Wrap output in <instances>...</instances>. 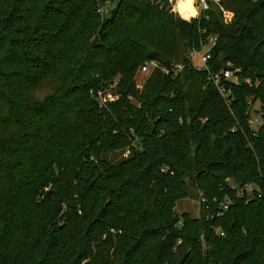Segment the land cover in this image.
<instances>
[{"label": "trees", "instance_id": "obj_1", "mask_svg": "<svg viewBox=\"0 0 264 264\" xmlns=\"http://www.w3.org/2000/svg\"><path fill=\"white\" fill-rule=\"evenodd\" d=\"M175 2L0 0V264H264V0Z\"/></svg>", "mask_w": 264, "mask_h": 264}, {"label": "built area", "instance_id": "obj_2", "mask_svg": "<svg viewBox=\"0 0 264 264\" xmlns=\"http://www.w3.org/2000/svg\"><path fill=\"white\" fill-rule=\"evenodd\" d=\"M209 1L210 0H199V4H200V7H201V11H205L208 7H209ZM216 2H219V0H214ZM216 42V37L214 36H211L210 37V44H208L207 46V49L204 50V51H197L196 49H194L192 52H191V56H195V55H199L200 56V61H201V64H200V67H207V62H208V59L210 58V54H209V47L214 44ZM204 52V53H202ZM228 65L230 67L228 68H225L223 71L221 72H218L216 74H213L212 75V78L214 80V82H216L218 88H219V91L222 95H228L230 92H231V89H228L226 84L221 82L222 79H229V78H232L234 73H233V70L231 67H233V64L231 62L228 63ZM156 67H159V64L154 61V60H151V61H146L141 67H140V70L141 72H149L151 69L153 68H156ZM183 69V66L182 64L180 63H176L175 66L173 67V72L175 74L178 73V71L182 70ZM162 70L164 71V73L166 74H170L171 73V70L170 69H166V68H162ZM117 84V80H115L113 83H111L109 85L108 88H105V89H97V90H94V89H91L90 92L93 94V96L95 98H97L100 103H101V106L104 105L105 103L109 102V101H115L119 98V94H117L116 92H114V88ZM143 85H139V87H142ZM254 122V119H251L250 120V123L253 124ZM164 170V169H163ZM228 181H231V179L228 178ZM234 185V183H232ZM243 191H246L248 193H252L253 191H256L259 196L262 195V189H259L257 188L254 184H246L243 186V188H240L238 189V194L240 195L241 193H243ZM202 199V202L204 203H207L208 200L206 198H204L203 196L201 197ZM229 208V202H222L219 206H218V210H217V215L218 216H222L224 215L225 211H227V209ZM81 213V212H80ZM112 231H115L114 229H112ZM223 234V232L221 233Z\"/></svg>", "mask_w": 264, "mask_h": 264}, {"label": "rangeland", "instance_id": "obj_3", "mask_svg": "<svg viewBox=\"0 0 264 264\" xmlns=\"http://www.w3.org/2000/svg\"><path fill=\"white\" fill-rule=\"evenodd\" d=\"M175 1H176L175 5L173 7H177L179 9L178 5L179 4L182 5L181 9H179V10H181L183 12L185 17H189L188 13L186 11V7H184V5L185 4L188 5L187 3L190 0H175ZM108 5H109L108 7L112 6L111 4H108ZM194 6L197 7L199 12H201V7H200V4H199V0H194ZM223 15L225 16V20L228 21V22L231 21L233 16H234L231 11H228L226 9H223ZM204 52H202V53H204ZM193 60H194L195 64L200 67V64H201L200 56L199 55L193 56ZM147 77H148V72L145 73V72L139 71V73L137 75L138 87H139V85L140 86L143 85V83L145 82ZM56 85H57L56 79L53 78V77H49V78H46V79L42 80L34 88V92L39 97H45V96H47L49 93H51L54 90ZM260 106H261L260 101L256 102L255 109L258 110L260 108ZM258 116L260 117V115H258ZM260 119H261V117H260ZM261 122H262V120L259 121V123H261ZM176 211L179 214H182V213L186 212V213H189V214H191L193 216H199L200 215V201L198 200V198L196 196L181 199V200H179L177 202Z\"/></svg>", "mask_w": 264, "mask_h": 264}, {"label": "crops", "instance_id": "obj_4", "mask_svg": "<svg viewBox=\"0 0 264 264\" xmlns=\"http://www.w3.org/2000/svg\"><path fill=\"white\" fill-rule=\"evenodd\" d=\"M175 5V4H174ZM174 10L181 16V17H183V18H185V19H188V20H190L191 18H193V17H199V14H200V12H199V10L197 9V7H195V11L193 12V13H189V17H185L184 16V14H183V12L181 11V10H179L177 7H174Z\"/></svg>", "mask_w": 264, "mask_h": 264}, {"label": "bare ground", "instance_id": "obj_5", "mask_svg": "<svg viewBox=\"0 0 264 264\" xmlns=\"http://www.w3.org/2000/svg\"><path fill=\"white\" fill-rule=\"evenodd\" d=\"M192 3H193V6H194V0H193V2H192ZM194 7H195V6H194Z\"/></svg>", "mask_w": 264, "mask_h": 264}, {"label": "water", "instance_id": "obj_6", "mask_svg": "<svg viewBox=\"0 0 264 264\" xmlns=\"http://www.w3.org/2000/svg\"><path fill=\"white\" fill-rule=\"evenodd\" d=\"M101 31H102V29H101Z\"/></svg>", "mask_w": 264, "mask_h": 264}]
</instances>
